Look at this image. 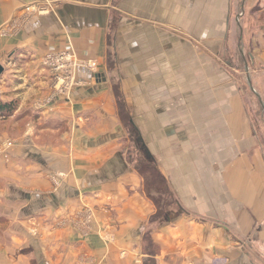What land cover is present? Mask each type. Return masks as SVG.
Instances as JSON below:
<instances>
[{
    "label": "crops",
    "instance_id": "crops-1",
    "mask_svg": "<svg viewBox=\"0 0 264 264\" xmlns=\"http://www.w3.org/2000/svg\"><path fill=\"white\" fill-rule=\"evenodd\" d=\"M0 65V264H264V0H0Z\"/></svg>",
    "mask_w": 264,
    "mask_h": 264
},
{
    "label": "rangeland",
    "instance_id": "rangeland-1",
    "mask_svg": "<svg viewBox=\"0 0 264 264\" xmlns=\"http://www.w3.org/2000/svg\"><path fill=\"white\" fill-rule=\"evenodd\" d=\"M7 62H8V64L11 63L9 61H7ZM4 65H5V63H4ZM241 66L244 67L243 64H241ZM241 66L237 62V68H238L239 72H240ZM242 74H244L243 71H242ZM0 78H1V81L4 82L6 85L4 87H7V85H10V81L12 80L11 79L12 74L9 70L5 71V69H4V72L1 74ZM243 83H244L243 91H244V95H245V99H246V110H247V112L252 114V125L254 126V128H255L256 122H257V125L259 128V142H260V145L263 146V150H264V91H262L263 96L258 93L259 100H257L256 97L253 95V93L250 92L249 86L247 85V82L244 80ZM144 188H145V190H149V191L151 190L153 192L157 191V192H162V193L165 190H167V196L156 194V193H153L150 191L151 194L153 195V198L158 201L157 202V216L154 218L156 220L163 219V215H164L165 211L173 208V205L171 203L173 199L172 200L170 199V195H169L170 193H169V190L167 189V185L163 188L159 184V182H156L155 186H147V187L145 186ZM151 201L153 202V200H151ZM169 203H171V204L169 205Z\"/></svg>",
    "mask_w": 264,
    "mask_h": 264
},
{
    "label": "trees",
    "instance_id": "trees-1",
    "mask_svg": "<svg viewBox=\"0 0 264 264\" xmlns=\"http://www.w3.org/2000/svg\"><path fill=\"white\" fill-rule=\"evenodd\" d=\"M15 107H16L15 103H13V102H9V103H1L0 102V118L9 117L15 111ZM136 169H137L138 173L144 178L146 187L147 186H155L156 182H159V184L163 188L166 186L164 181L161 179V177L155 171V168L153 167L151 162L148 160L147 156H144V154L142 155L140 160L137 161ZM150 191L146 190V193L150 197V199L153 200V203L155 204V206L157 208V202L158 201L153 198V195L151 194V192H153V191H151V192ZM153 193L167 196V190H165L163 193L157 192V191H154ZM170 204L171 203H169V205Z\"/></svg>",
    "mask_w": 264,
    "mask_h": 264
},
{
    "label": "water",
    "instance_id": "water-1",
    "mask_svg": "<svg viewBox=\"0 0 264 264\" xmlns=\"http://www.w3.org/2000/svg\"><path fill=\"white\" fill-rule=\"evenodd\" d=\"M2 73H3V67L0 65V76H1ZM247 79H248V86H249L250 91H251V92H252L257 98H259L258 95H256V93L254 92V90H253L252 87L250 86V80H249V77H248Z\"/></svg>",
    "mask_w": 264,
    "mask_h": 264
},
{
    "label": "built area",
    "instance_id": "built-area-1",
    "mask_svg": "<svg viewBox=\"0 0 264 264\" xmlns=\"http://www.w3.org/2000/svg\"><path fill=\"white\" fill-rule=\"evenodd\" d=\"M62 58H60V60H61ZM50 62V60L49 59H47V63H49ZM57 62H58V60H57ZM53 66H56V64L54 63L53 64ZM55 69H57V67H55ZM65 87H67L68 88V85H65Z\"/></svg>",
    "mask_w": 264,
    "mask_h": 264
}]
</instances>
